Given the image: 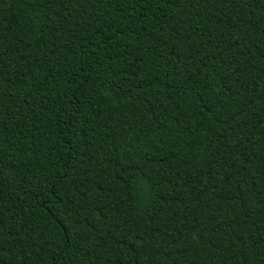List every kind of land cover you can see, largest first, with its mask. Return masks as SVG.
<instances>
[{
    "label": "trees",
    "instance_id": "1",
    "mask_svg": "<svg viewBox=\"0 0 264 264\" xmlns=\"http://www.w3.org/2000/svg\"><path fill=\"white\" fill-rule=\"evenodd\" d=\"M176 4L4 0L0 220L24 264H264V4Z\"/></svg>",
    "mask_w": 264,
    "mask_h": 264
},
{
    "label": "snow or ice",
    "instance_id": "2",
    "mask_svg": "<svg viewBox=\"0 0 264 264\" xmlns=\"http://www.w3.org/2000/svg\"><path fill=\"white\" fill-rule=\"evenodd\" d=\"M18 3L24 4L26 2L27 6L39 9L40 11L37 13V15L44 14L45 10H48L53 19H57L58 15L61 11V6H77V7H83L85 4L92 2L94 3L95 0H17ZM181 3L184 2V0H180ZM188 3H192L193 0H187ZM195 2H199V0H195ZM242 2V0H240ZM261 3L264 4V0H261ZM155 4L159 11L163 12L166 8L173 7V6H179L176 4V0H155ZM187 6V4H185ZM4 7V0H0V11L3 10ZM87 11V9H84ZM65 15H68L67 11L64 12ZM262 19H264V11H261L260 13ZM45 24L48 23L47 20L44 22ZM264 27V24L261 25ZM175 35V33H173ZM37 51H40L37 49ZM6 40L3 35H0V70L3 69V59L6 55ZM40 55L47 58L48 53L40 51ZM53 55H56V53H53ZM42 63V62H41ZM222 67V66H221ZM235 71V69H233ZM178 72H182L181 69H177ZM219 75V73H217ZM0 95H2V90H0ZM259 102L264 103V95H261L259 97ZM5 120V111H4V105L2 99H0V125H3ZM2 127H0V134H2ZM175 144V142H174ZM179 147V145H177ZM186 147V146H185ZM264 179V177H262ZM256 193H259L260 197H264V184L258 183L255 190L252 193V198L254 199L256 196ZM70 195H74L70 191ZM241 193L237 192L235 194V198H240ZM244 199L248 200L249 197H244ZM258 206L262 212H264V203H259ZM249 207H252L254 210L253 204H250ZM4 212V209L2 206H0V215H2ZM25 231H28V229H25ZM23 239V237H21ZM87 239L86 235H81L80 241L83 242ZM14 239L11 235L4 232V225L3 221L0 220V264H16V262H19V264H24L25 260L27 259V253L24 251L23 248H20L19 251H13L12 244L14 243ZM41 242L39 240H35V244L37 246V249L39 250V244ZM138 244L142 245H152V241L146 240L143 237V234H141V238L136 241ZM19 247V245H17ZM106 251L110 252L112 255L109 257V262H106V264H110V262L114 259L117 264L120 260L126 259L127 257H123L122 252L123 250H114L112 248H107ZM247 251V249H245ZM138 255L143 253H137ZM77 255L83 256V257H91V251L89 250V246L87 244H83L82 249L77 253ZM103 254L101 253V256ZM133 264H135V261H133Z\"/></svg>",
    "mask_w": 264,
    "mask_h": 264
}]
</instances>
